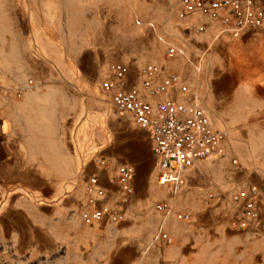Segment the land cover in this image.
<instances>
[{"label":"crops","instance_id":"crops-1","mask_svg":"<svg viewBox=\"0 0 264 264\" xmlns=\"http://www.w3.org/2000/svg\"><path fill=\"white\" fill-rule=\"evenodd\" d=\"M209 30L204 84H196V97L171 90L164 98L201 104L214 129L229 132L224 159L211 157L185 172L192 191L200 186L196 177L203 168L221 167L228 177L219 196L226 197L231 189L264 185V27L246 29L239 37L216 24ZM169 73L163 69L162 77ZM125 88L144 95L139 71L130 68ZM31 89L20 98L15 90L18 101L9 100L7 91L0 99V264H129L124 255L132 243L131 222L86 225L81 218L85 185L98 176L106 203L116 207L118 169L132 166L134 199L149 207L160 193L151 134L132 116L116 114L108 94L111 104L70 109L76 131L68 148L63 137L66 93ZM145 101L155 104L150 97ZM99 159L109 167L100 166Z\"/></svg>","mask_w":264,"mask_h":264},{"label":"rangeland","instance_id":"rangeland-1","mask_svg":"<svg viewBox=\"0 0 264 264\" xmlns=\"http://www.w3.org/2000/svg\"><path fill=\"white\" fill-rule=\"evenodd\" d=\"M181 8L182 0H0V74L9 100L18 101L15 90L26 88L30 80L34 81L30 91L62 88L67 100L63 137L70 148L76 131L70 109L111 104L102 83L114 62L134 71L158 64L178 72L189 87L186 97H196V84L201 80L204 84L205 37L213 24L198 15L181 19ZM201 24L207 26L203 32L198 31ZM169 45L184 49L185 55L170 58ZM225 176L221 167L208 165L196 177L200 186L192 191L186 187L175 192L157 182L160 193L149 207L134 197L124 207L117 204L115 208L127 213L133 231L125 262L264 264V217L256 226H236L243 205L233 202L232 195L246 187L219 196L227 184ZM210 195L214 197L207 204ZM159 202L168 203L172 213L156 211ZM181 211L190 212L192 221H178L173 213ZM161 230L173 237L172 245L159 240Z\"/></svg>","mask_w":264,"mask_h":264},{"label":"built area","instance_id":"built-area-1","mask_svg":"<svg viewBox=\"0 0 264 264\" xmlns=\"http://www.w3.org/2000/svg\"><path fill=\"white\" fill-rule=\"evenodd\" d=\"M194 15L205 18L212 24L219 25L223 32L239 37L246 29L264 27V0H182L179 11L181 19ZM205 24L198 28L206 29ZM167 54L170 58L184 56L182 48L169 45ZM110 77L102 83V89L109 94L116 114L130 115L136 123L147 130L152 137L153 151L159 162L157 182L160 186L171 187L181 192L186 187L185 172L197 163L211 157H225L229 132L216 130L208 114L195 101L179 103L164 98L171 90L182 95L190 93L178 72L163 76V68L158 64H146L139 69V77L144 95L136 89L126 90L130 67L121 62H114L109 67ZM34 87L30 80L26 88L16 89L20 98L26 89ZM6 87L0 74V99L5 96ZM191 95V94H190ZM145 97L155 100V104L145 101ZM98 164L109 167L106 160L99 159ZM237 164V160L233 161ZM135 170L132 166L122 165L118 169L120 206L128 205L135 195L133 184ZM86 203L81 211L83 222L92 226L101 223L120 224L125 220V211L106 203L107 192L98 176H91L85 185ZM213 199H206L209 204ZM232 201L242 203L243 210L236 226L246 229L256 226L264 216V185L253 184L240 189L232 195ZM160 213H172L171 206L159 202L155 206ZM180 222L192 221L190 212H174ZM165 245L173 244V237L164 230L158 234Z\"/></svg>","mask_w":264,"mask_h":264}]
</instances>
